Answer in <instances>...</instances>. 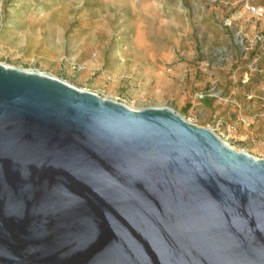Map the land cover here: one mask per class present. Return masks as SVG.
<instances>
[{"label":"water","instance_id":"water-1","mask_svg":"<svg viewBox=\"0 0 264 264\" xmlns=\"http://www.w3.org/2000/svg\"><path fill=\"white\" fill-rule=\"evenodd\" d=\"M0 264H264V160L0 64Z\"/></svg>","mask_w":264,"mask_h":264},{"label":"rangeland","instance_id":"rangeland-1","mask_svg":"<svg viewBox=\"0 0 264 264\" xmlns=\"http://www.w3.org/2000/svg\"><path fill=\"white\" fill-rule=\"evenodd\" d=\"M247 2L264 8V0H0V64L131 110L171 109L264 160V16Z\"/></svg>","mask_w":264,"mask_h":264},{"label":"built area","instance_id":"built-area-1","mask_svg":"<svg viewBox=\"0 0 264 264\" xmlns=\"http://www.w3.org/2000/svg\"><path fill=\"white\" fill-rule=\"evenodd\" d=\"M246 6H247V9L249 10V12H251L253 15L259 16V17L264 16V8L252 6L249 2H247ZM262 38H263L262 36H257V41H262ZM231 129L234 130L235 128L234 127L233 128L231 127ZM222 141L225 144H227L225 140H222Z\"/></svg>","mask_w":264,"mask_h":264},{"label":"bare ground","instance_id":"bare-ground-1","mask_svg":"<svg viewBox=\"0 0 264 264\" xmlns=\"http://www.w3.org/2000/svg\"><path fill=\"white\" fill-rule=\"evenodd\" d=\"M228 145V144H227ZM229 146V145H228ZM230 147V146H229Z\"/></svg>","mask_w":264,"mask_h":264}]
</instances>
